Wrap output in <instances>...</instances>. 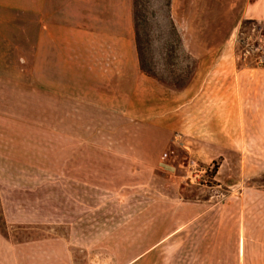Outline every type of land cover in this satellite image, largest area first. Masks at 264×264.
I'll return each mask as SVG.
<instances>
[{
  "label": "rangeland",
  "instance_id": "rangeland-1",
  "mask_svg": "<svg viewBox=\"0 0 264 264\" xmlns=\"http://www.w3.org/2000/svg\"><path fill=\"white\" fill-rule=\"evenodd\" d=\"M171 9L193 76L203 54L213 61L167 147L164 112L152 131L133 133L123 117L37 93L32 56L25 82L7 83L0 236L12 245L0 239V264H264V67L241 60L237 42L240 29L264 37V0H172ZM163 19L150 27L168 77Z\"/></svg>",
  "mask_w": 264,
  "mask_h": 264
},
{
  "label": "crops",
  "instance_id": "crops-1",
  "mask_svg": "<svg viewBox=\"0 0 264 264\" xmlns=\"http://www.w3.org/2000/svg\"><path fill=\"white\" fill-rule=\"evenodd\" d=\"M132 9L131 0H0V107L3 97L6 109L7 83L20 86L30 76L24 64L32 56L37 93L123 117L133 133L138 125H161L167 147L185 129L184 102L213 57L201 56L183 89L166 87L142 71ZM163 112V124L153 125ZM56 124L50 119V128Z\"/></svg>",
  "mask_w": 264,
  "mask_h": 264
},
{
  "label": "trees",
  "instance_id": "trees-1",
  "mask_svg": "<svg viewBox=\"0 0 264 264\" xmlns=\"http://www.w3.org/2000/svg\"><path fill=\"white\" fill-rule=\"evenodd\" d=\"M172 0H134L133 16L134 30L137 41V49L140 56L142 71L158 79L166 86L174 85L178 90L186 87L191 81L195 65L193 58L184 48L183 38L178 26L171 15ZM162 12V13H161ZM166 20L169 40L165 42V48L161 55L163 68L169 71L168 77L158 73V66L152 50L155 31L150 27L155 25L160 15ZM3 212L0 209V231L5 232L7 225Z\"/></svg>",
  "mask_w": 264,
  "mask_h": 264
},
{
  "label": "built area",
  "instance_id": "built-area-1",
  "mask_svg": "<svg viewBox=\"0 0 264 264\" xmlns=\"http://www.w3.org/2000/svg\"><path fill=\"white\" fill-rule=\"evenodd\" d=\"M254 28L252 31L240 29L237 42L239 43V58L243 61L264 67V37Z\"/></svg>",
  "mask_w": 264,
  "mask_h": 264
}]
</instances>
